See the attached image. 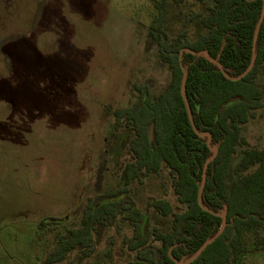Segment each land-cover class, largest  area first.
<instances>
[{
    "label": "rangeland",
    "instance_id": "obj_1",
    "mask_svg": "<svg viewBox=\"0 0 264 264\" xmlns=\"http://www.w3.org/2000/svg\"><path fill=\"white\" fill-rule=\"evenodd\" d=\"M169 8L178 33L185 15L205 5ZM153 14L152 0H0V264H47L57 236L79 227L88 199L122 187V145L132 134L113 136L112 113L133 104L134 85L153 80L159 94L170 79L148 42ZM257 83L264 88V77ZM241 135L264 150V105ZM130 197L151 227L169 230L170 218L146 207L150 197L176 205L166 170L132 184ZM50 217L65 222L39 229ZM129 233L107 229L91 257L72 253L58 264H127ZM241 264H264V251Z\"/></svg>",
    "mask_w": 264,
    "mask_h": 264
},
{
    "label": "trees",
    "instance_id": "obj_2",
    "mask_svg": "<svg viewBox=\"0 0 264 264\" xmlns=\"http://www.w3.org/2000/svg\"><path fill=\"white\" fill-rule=\"evenodd\" d=\"M184 1L152 0L148 42L170 74L166 88L155 94L153 80L136 84L133 104L112 113L113 136L122 129L132 134L122 145L129 157L119 176L122 187L88 199L79 227L57 236L47 264H58L72 253L79 260L91 257L105 230L114 227L118 232L130 228L123 246L134 259L127 264H177L219 232L222 219L217 214L223 213L225 229L191 264H241L246 255L264 251V150L250 148L241 135L264 105V88L257 83L264 77V18L252 69L239 81L227 79L240 76L251 62L263 0H194L205 10L187 13L183 30L172 33L170 4ZM183 71L197 133L181 95ZM207 161L200 205L198 191ZM162 170L170 177L176 205L150 197L146 207L170 218L165 232L151 227L130 197L132 184L141 186ZM64 222L45 218L38 228Z\"/></svg>",
    "mask_w": 264,
    "mask_h": 264
},
{
    "label": "water",
    "instance_id": "obj_3",
    "mask_svg": "<svg viewBox=\"0 0 264 264\" xmlns=\"http://www.w3.org/2000/svg\"><path fill=\"white\" fill-rule=\"evenodd\" d=\"M263 18H264V0H263V6H262V11H261V15H260V18L258 20V23L256 25V29H255V32H254V37H253V48H252V59H251V62L248 66V68L244 71V73H242L240 76L236 77V78H229L227 77V79L231 80V81H239L241 80L242 78H244L248 72L252 69L253 65H254V62H255V51H256V42H257V38H258V34H259V30H260V27H261V23L263 21ZM199 54H203V53H199ZM215 65H217L221 72L224 74V71L222 70V68L220 67V65L217 63V62H214L212 61ZM186 78H187V73L186 71H183V75H182V80H181V95L184 99V103H185V107H186V111H187V115H188V118H189V121H190V124L192 126V129L195 133H197V130H196V127H195V124H194V121H193V118H192V114H191V110H190V107L188 105V101L185 97V84H186ZM199 136L201 138L204 137L203 134H199ZM150 139H152V127L150 129ZM209 143H210V136L208 135V146H209ZM215 153V152H214ZM212 160V159H211ZM209 161L206 162L204 168H203V173H202V180H201V185H200V188H199V191H198V203L201 205V201H202V193H203V188H204V185H205V182H206V169H207V165H208ZM218 217H220L222 219V225H221V229L219 230V232L214 235L211 239L207 240L196 252L195 254L190 257L189 259H187L186 261H183V262H178L177 264H191L193 261H195L202 253L203 251L209 246L211 245L215 240L216 238L223 232V230L225 229L226 227V216L225 214H217Z\"/></svg>",
    "mask_w": 264,
    "mask_h": 264
}]
</instances>
